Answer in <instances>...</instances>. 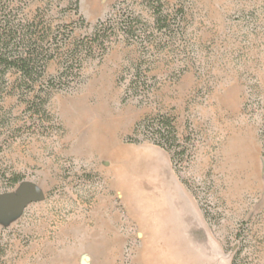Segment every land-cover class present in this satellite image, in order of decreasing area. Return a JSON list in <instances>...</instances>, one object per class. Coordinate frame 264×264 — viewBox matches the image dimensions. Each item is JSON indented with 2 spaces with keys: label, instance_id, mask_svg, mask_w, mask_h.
<instances>
[{
  "label": "rangeland",
  "instance_id": "1",
  "mask_svg": "<svg viewBox=\"0 0 264 264\" xmlns=\"http://www.w3.org/2000/svg\"><path fill=\"white\" fill-rule=\"evenodd\" d=\"M2 3L0 264H264V0Z\"/></svg>",
  "mask_w": 264,
  "mask_h": 264
},
{
  "label": "trees",
  "instance_id": "2",
  "mask_svg": "<svg viewBox=\"0 0 264 264\" xmlns=\"http://www.w3.org/2000/svg\"><path fill=\"white\" fill-rule=\"evenodd\" d=\"M1 1L2 0H0V2ZM0 9H4L3 3L0 5ZM24 37L27 39L25 41L28 43L30 41V38L27 34H23L22 38ZM16 39L17 31L14 30L13 25H9V20H6L5 18L0 19V85L5 80L4 75L6 74V72L12 68L17 69L21 73L23 78H31V63H33L34 61L32 52L30 51V49H27L26 52H18L16 54ZM30 44L31 43H28V45ZM145 125L147 128L150 127L152 130L155 129L152 132H154L153 136L155 137V139H158L159 142L157 143L159 145L172 150L171 146H165V143L168 142V134H170L173 139L176 138L173 132V127L170 126L168 122H165L163 120H153ZM16 181L18 180H15L14 182Z\"/></svg>",
  "mask_w": 264,
  "mask_h": 264
},
{
  "label": "water",
  "instance_id": "3",
  "mask_svg": "<svg viewBox=\"0 0 264 264\" xmlns=\"http://www.w3.org/2000/svg\"><path fill=\"white\" fill-rule=\"evenodd\" d=\"M17 193L19 194L20 191H18ZM19 196L20 195L14 196L12 199H9L10 201L14 202V204H13L14 206L12 207V210H11L13 212L20 210L22 208V206L30 199V198H26V197L23 199L20 197V199H18Z\"/></svg>",
  "mask_w": 264,
  "mask_h": 264
},
{
  "label": "bare ground",
  "instance_id": "4",
  "mask_svg": "<svg viewBox=\"0 0 264 264\" xmlns=\"http://www.w3.org/2000/svg\"><path fill=\"white\" fill-rule=\"evenodd\" d=\"M167 179H168V178H167ZM169 182H170V181H169ZM120 183H121V182H120ZM166 184H167V183H166ZM167 186H168V185H167ZM159 187H160V186H159ZM166 188H167V187H166ZM159 189H160V188H159ZM161 192H162V191H161ZM132 193H133V192H132ZM159 193H160V192H159ZM133 194H134V193H133ZM133 194H132V195H133ZM157 194H158V193H157ZM150 197H151V196H150ZM157 197H158V196H157ZM149 200H150V199H149ZM161 201H162V200H161ZM148 202H149V201H148ZM148 204H149V203H148ZM154 204H155V203H154ZM154 204H153V205H154ZM141 205H142V204H141ZM145 206H147V205H145ZM155 206H156V205H155ZM147 208H148V206H147ZM155 208H156V207H155ZM151 209H152V208H151ZM144 210H145V209H144ZM145 211H147V210H145ZM145 211H144V212H145ZM149 211H150V210H149ZM149 211H148V212H149ZM155 214H156V213H155ZM156 215H157V214H156ZM153 216H154V215H153ZM151 217H152V216H150V218H151ZM147 219H148V218H147ZM154 219H155V218H154ZM158 219H159V218H158ZM158 219H157V220H158ZM188 219H189V218H188ZM191 219H192V218H191ZM155 220H156V219H155ZM146 221H147V220H146ZM149 221H150V220H149ZM152 221H153V220H151V222H152ZM158 221H159V220H158ZM185 221L187 222V220H185ZM166 223H167V222H166ZM156 224H157V222H156ZM149 225H150V224H149ZM168 227H169V226H168ZM170 227H171V226H170ZM186 227H187V225H186ZM149 228L152 229L153 227H152V228L149 227ZM162 229H164V227H163ZM162 229H161V231H162ZM186 230H188V229H186ZM161 231H160V232H161ZM188 231H189V230H188ZM176 233H177V232H176ZM202 233H203V232H202ZM155 234H157V233H155ZM161 234H162V233H161ZM178 234H179V233H178ZM160 236H161V235H160ZM161 237H162V236H161ZM204 240H205V239H204ZM160 242H161V241H160ZM161 243H162V242H161ZM165 243H166V242H165ZM171 243H172V242H171ZM171 243H170V244H171ZM172 244H173V243H172ZM200 244H201V243H200ZM171 247H172V246H171ZM160 251H161V250H160ZM174 252H175V250H174ZM164 253H165V252H164ZM165 260H166V259H165Z\"/></svg>",
  "mask_w": 264,
  "mask_h": 264
}]
</instances>
